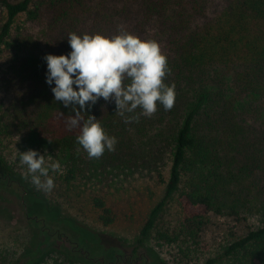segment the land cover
Listing matches in <instances>:
<instances>
[{"label": "trees", "instance_id": "trees-1", "mask_svg": "<svg viewBox=\"0 0 264 264\" xmlns=\"http://www.w3.org/2000/svg\"><path fill=\"white\" fill-rule=\"evenodd\" d=\"M121 31L166 49L164 83L175 85L174 106L158 105L151 117L127 123L116 108L86 107L81 123L92 116L117 140L114 151L89 158L77 143L80 128L70 130L67 124L72 105L55 101L45 82L43 57L69 53L70 33ZM219 69L224 75L217 74ZM254 97L264 100V0H0V185L43 206L64 197L106 228L120 215L109 186L124 170H136L163 188L139 240L152 236L179 264H196L195 257L208 251L201 232L211 213L245 223L243 233L225 246L224 264H264V105L253 104ZM245 100L247 110L241 107ZM139 113L138 108L125 116ZM50 114L60 117L53 128L63 132L58 139L48 124ZM8 148L14 150L11 156ZM29 149L61 163L56 189H37L25 178L17 151ZM172 200L178 223L157 227ZM26 214L31 249L25 244L22 251L28 253L15 260L0 249V264H86L77 255L98 260L66 226ZM40 235L51 241L48 249L41 248ZM113 254L115 260L124 255ZM217 260L207 257L204 264H222Z\"/></svg>", "mask_w": 264, "mask_h": 264}, {"label": "clouds", "instance_id": "clouds-1", "mask_svg": "<svg viewBox=\"0 0 264 264\" xmlns=\"http://www.w3.org/2000/svg\"><path fill=\"white\" fill-rule=\"evenodd\" d=\"M67 41L69 53L43 57L47 69L45 82L55 101L65 108L72 105L74 115L67 124L70 130L80 128L77 143L89 158H99L106 150L114 151L117 140L92 116L81 123L86 107L91 108L100 99H111L116 113L125 117L126 123L138 120L140 115L151 117L158 105L165 110L173 108L175 85L164 83L168 61L157 41L142 40L126 31L113 36L70 33ZM125 80L130 83L125 84ZM138 108V115L125 116ZM17 153L19 163L26 168L25 178H30L37 189L51 191L55 175L63 174L61 163L51 156L46 160L45 155L32 149Z\"/></svg>", "mask_w": 264, "mask_h": 264}, {"label": "rangeland", "instance_id": "rangeland-1", "mask_svg": "<svg viewBox=\"0 0 264 264\" xmlns=\"http://www.w3.org/2000/svg\"><path fill=\"white\" fill-rule=\"evenodd\" d=\"M160 46L162 53L166 55V49L161 44ZM217 74L222 76L224 71L219 69ZM251 100L253 104L264 105L262 99L254 97ZM96 103L104 104L110 110L116 108L115 103L110 102V100L100 99ZM241 107L247 110L248 102L243 101ZM259 108L261 109L260 113H262V108ZM59 121L60 117L58 115H49L48 124L56 139L63 133L53 129L59 127ZM251 122L258 124L257 119H251ZM13 151V148L6 149V155L11 156ZM140 176L136 170H124V173L109 186L108 193L110 192L113 195L120 215L113 226L106 228H101L96 223L93 213H81L64 197L49 200L51 203L46 201V206H43L27 198L24 199L19 194L17 195L12 186L0 185L2 187L0 189V249L6 250L3 252L4 256L10 257L11 260L25 256L28 253V251L24 253L25 249L22 251L25 244V248L31 249L32 247V243L27 242L28 236L32 234V225L29 224L26 218V212H28V214L38 213L42 217H50L57 225L66 226L74 233L75 239L85 244L90 255L98 259L92 262L85 259L84 256L77 255L80 262L84 261L86 264H101L99 261L109 264H179L173 258V251L165 247H158L152 236L139 240L140 229L144 224L148 211L160 200L163 193L162 187H154L152 181L148 180L149 182H147L146 178ZM56 185L54 189H56ZM84 189H89V187H84L81 190ZM50 209H53L52 213L49 212ZM178 220L179 209L175 205V201L172 200L164 206L156 226L167 229L173 228ZM244 226V222L233 217L211 213L208 223L201 232V238L209 249L202 255L196 256L194 262L204 264L207 257H214L218 259V263L224 264L223 262L226 260L220 258L225 246L233 237L243 233ZM93 238H96L98 243L90 240ZM37 240L43 250L49 248L50 240L47 241L42 235ZM56 244L59 243L56 242ZM112 250L114 253L122 251L124 255L115 260ZM130 255L137 260H130Z\"/></svg>", "mask_w": 264, "mask_h": 264}]
</instances>
